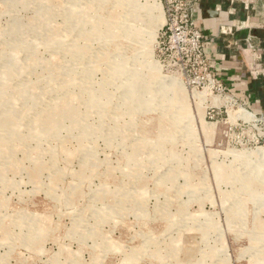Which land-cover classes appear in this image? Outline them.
<instances>
[{
    "label": "rangeland",
    "instance_id": "rangeland-1",
    "mask_svg": "<svg viewBox=\"0 0 264 264\" xmlns=\"http://www.w3.org/2000/svg\"><path fill=\"white\" fill-rule=\"evenodd\" d=\"M152 3L0 0V264H264V120L158 57Z\"/></svg>",
    "mask_w": 264,
    "mask_h": 264
},
{
    "label": "crops",
    "instance_id": "crops-1",
    "mask_svg": "<svg viewBox=\"0 0 264 264\" xmlns=\"http://www.w3.org/2000/svg\"><path fill=\"white\" fill-rule=\"evenodd\" d=\"M197 20L217 78L264 113V0H200Z\"/></svg>",
    "mask_w": 264,
    "mask_h": 264
},
{
    "label": "built area",
    "instance_id": "built-area-1",
    "mask_svg": "<svg viewBox=\"0 0 264 264\" xmlns=\"http://www.w3.org/2000/svg\"><path fill=\"white\" fill-rule=\"evenodd\" d=\"M199 1L164 0L165 24L158 37V57L179 70L186 85L194 91L231 93L217 78L206 53L205 36L197 20ZM258 115L264 120V113Z\"/></svg>",
    "mask_w": 264,
    "mask_h": 264
},
{
    "label": "bare ground",
    "instance_id": "bare-ground-1",
    "mask_svg": "<svg viewBox=\"0 0 264 264\" xmlns=\"http://www.w3.org/2000/svg\"><path fill=\"white\" fill-rule=\"evenodd\" d=\"M159 9V7H158V5L157 4H154V3H152V4H150L148 7H146L145 9H144V14H142L144 17H146L147 18V20H148V22H149V28L148 29H146V31L149 33V36L151 37V35H152V37H153V34H156V32L157 31H159L158 29L159 28H161L162 26H164V24H165V19H163L164 17H163V14H162V11H160V9ZM159 11V12H161V14H158V15H154V13L156 12V11ZM158 11L156 12V13H158ZM149 37V38H150ZM154 40V39H153ZM155 41V40H154ZM151 45H153V44H151ZM151 46H149V49L147 48L146 49V55H147V57L149 58V62H151L150 64H155L153 61H150V58H151ZM148 60V59H147ZM152 60V59H151ZM176 83V81L174 80V82H173V84H175ZM176 85V84H175ZM177 85L180 87V88H182L178 83H177ZM225 99V98H224ZM215 100H217V98H215ZM224 102V100H221V103H223ZM226 102V101H225Z\"/></svg>",
    "mask_w": 264,
    "mask_h": 264
}]
</instances>
